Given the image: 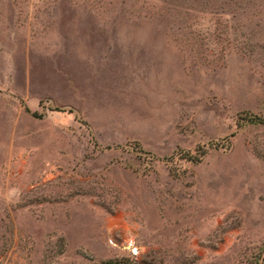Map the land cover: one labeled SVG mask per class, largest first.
Segmentation results:
<instances>
[{
  "label": "rangeland",
  "instance_id": "rangeland-1",
  "mask_svg": "<svg viewBox=\"0 0 264 264\" xmlns=\"http://www.w3.org/2000/svg\"><path fill=\"white\" fill-rule=\"evenodd\" d=\"M264 264V0H0V264Z\"/></svg>",
  "mask_w": 264,
  "mask_h": 264
},
{
  "label": "water",
  "instance_id": "water-1",
  "mask_svg": "<svg viewBox=\"0 0 264 264\" xmlns=\"http://www.w3.org/2000/svg\"><path fill=\"white\" fill-rule=\"evenodd\" d=\"M122 264H133V263H122Z\"/></svg>",
  "mask_w": 264,
  "mask_h": 264
}]
</instances>
